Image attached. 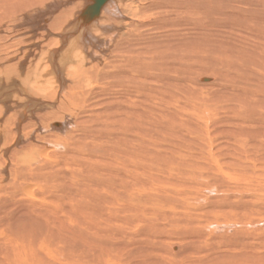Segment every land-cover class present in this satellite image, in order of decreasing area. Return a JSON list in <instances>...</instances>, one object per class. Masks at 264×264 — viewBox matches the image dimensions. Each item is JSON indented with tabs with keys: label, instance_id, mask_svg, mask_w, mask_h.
Returning <instances> with one entry per match:
<instances>
[{
	"label": "bare ground",
	"instance_id": "bare-ground-1",
	"mask_svg": "<svg viewBox=\"0 0 264 264\" xmlns=\"http://www.w3.org/2000/svg\"><path fill=\"white\" fill-rule=\"evenodd\" d=\"M94 1L0 0V264H264V0Z\"/></svg>",
	"mask_w": 264,
	"mask_h": 264
},
{
	"label": "water",
	"instance_id": "water-1",
	"mask_svg": "<svg viewBox=\"0 0 264 264\" xmlns=\"http://www.w3.org/2000/svg\"><path fill=\"white\" fill-rule=\"evenodd\" d=\"M104 1L105 0H95L93 4L94 10H97Z\"/></svg>",
	"mask_w": 264,
	"mask_h": 264
},
{
	"label": "rangeland",
	"instance_id": "rangeland-1",
	"mask_svg": "<svg viewBox=\"0 0 264 264\" xmlns=\"http://www.w3.org/2000/svg\"><path fill=\"white\" fill-rule=\"evenodd\" d=\"M226 124H227V123H226ZM222 139L225 140L224 138H222ZM263 176H264L263 174L260 175L261 180L259 179V181H264ZM262 179H263V180H262Z\"/></svg>",
	"mask_w": 264,
	"mask_h": 264
}]
</instances>
